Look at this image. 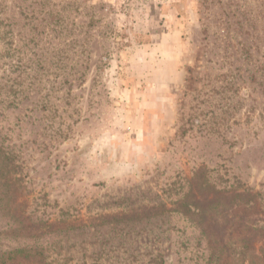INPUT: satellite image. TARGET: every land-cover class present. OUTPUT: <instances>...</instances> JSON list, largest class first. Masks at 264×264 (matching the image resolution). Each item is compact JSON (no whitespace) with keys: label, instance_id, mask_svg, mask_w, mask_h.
Returning <instances> with one entry per match:
<instances>
[{"label":"rangeland","instance_id":"1","mask_svg":"<svg viewBox=\"0 0 264 264\" xmlns=\"http://www.w3.org/2000/svg\"><path fill=\"white\" fill-rule=\"evenodd\" d=\"M8 255L264 264V0H0Z\"/></svg>","mask_w":264,"mask_h":264},{"label":"trees","instance_id":"2","mask_svg":"<svg viewBox=\"0 0 264 264\" xmlns=\"http://www.w3.org/2000/svg\"><path fill=\"white\" fill-rule=\"evenodd\" d=\"M223 194L229 195L228 193H225V192H223ZM201 195L203 196V199H202V196H200L198 198V200L195 202L196 205L203 204V206L201 205V207L198 209L199 212H202V210L207 208L209 205H212L213 202H214V199H212V198L209 199V194H207V195L201 194ZM230 195L233 196V197L236 196L235 194H230ZM237 196H239V197H241L243 199H246L247 197L250 198V199L253 198L251 194L246 193V192L238 194ZM231 205L232 206L230 208H234L235 206H238V205L241 206V207L243 206L244 208H249V207L253 208L254 207V204L250 203L248 200L244 201V202H242L241 204H238V205L232 204V203H231ZM218 206H222V204H218ZM186 208H187V206H186ZM188 211H189V209H186V212H188ZM190 214H192L191 211H190ZM240 219L242 221H244L245 218L241 217ZM258 221H260V220H257V219L255 220V222H258ZM215 222L218 223L217 220H215ZM53 224L51 223L49 226H52ZM208 225L209 224H207V226ZM207 226H204L203 224H201V227H203V229L204 228L206 229ZM209 234H211V237H212L213 233H212V231H210V229H209ZM218 238L219 237H217L216 239H218ZM249 246H250V248L253 249V245L251 244V242H248V238L243 237L242 242H241V250H240V255L241 256L244 257L246 255V251L245 250H248ZM252 251L254 252V254H253L254 256H252V257H256V259H257L258 258L257 257L258 254H261L262 248H258L256 250L253 249ZM255 252H256V254H255ZM16 253H19V251H16L13 254H16ZM9 255H10V253H9ZM9 255L6 258H4V259H0V264H39V262H40L39 260H31V259L25 258V259H22L23 262L18 263L16 260H14V258L10 257ZM247 264H250V262H247Z\"/></svg>","mask_w":264,"mask_h":264}]
</instances>
